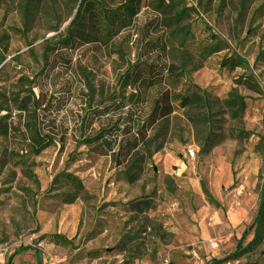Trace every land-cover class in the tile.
I'll list each match as a JSON object with an SVG mask.
<instances>
[{
    "label": "rangeland",
    "instance_id": "rangeland-1",
    "mask_svg": "<svg viewBox=\"0 0 264 264\" xmlns=\"http://www.w3.org/2000/svg\"><path fill=\"white\" fill-rule=\"evenodd\" d=\"M93 1L129 0H87L61 44L80 0H0V264H264V230L241 253L264 177V0H137L109 34ZM135 63L163 81L126 83ZM191 82L206 106L181 107Z\"/></svg>",
    "mask_w": 264,
    "mask_h": 264
},
{
    "label": "trees",
    "instance_id": "trees-1",
    "mask_svg": "<svg viewBox=\"0 0 264 264\" xmlns=\"http://www.w3.org/2000/svg\"><path fill=\"white\" fill-rule=\"evenodd\" d=\"M87 2V0H80L76 14L70 24L68 25L66 29V33L59 40V43L61 44H67L69 43L71 37L73 35H76L77 37L81 36V33L76 34L77 28L76 26L79 25V19L81 18V14L79 13L81 7ZM96 6L95 8L99 9L100 16L102 21L104 22V30L107 34L111 33V20H117L120 22V24L128 25L131 21V19L137 14L138 11V2L137 0H129L128 2H125L124 4L120 5L117 9L114 10H108L103 6L102 2L93 1ZM80 26V25H79ZM74 28V29H73ZM139 63V62H138ZM138 63H135L133 65L128 66L124 74L121 76L122 80H125L126 83L130 84V81L133 83L139 82L140 86L144 87H154L157 84L159 85L163 79L164 74L162 73L163 69L161 67V71L155 73L153 68V65L143 63V67L140 69H145L147 71L146 76H140L136 72L135 69L139 66ZM222 65L227 66L228 68L234 69V68H241L243 69V74L240 75V78H238V82L247 86L250 89H256V84L250 74L246 72L248 69V63L247 61L242 58L240 55L236 54L235 52L228 53L226 56L222 59ZM198 87L191 82V84L185 89L183 95L178 96V99L180 101L181 107H187L189 105H197L200 102H203V105L206 106V101L203 95H200L198 93ZM244 100L242 97L234 95L227 101V106L230 108L231 113L233 115L240 114L244 108ZM156 110H159V115L156 117L160 118L161 116L167 115L171 113V107L167 104L161 106V108L158 107V102L156 103ZM0 132H5V128L3 126H0ZM129 180L131 177L128 178ZM264 230V177L261 184L260 189V206H259V212L256 219V229H255V236L251 239V241L247 244L245 248L242 249L241 253H244L245 251L252 250L255 246H257L260 243L261 235ZM48 238L50 241L54 242H61L63 238L60 235H46L41 236L40 239ZM28 247H21L18 249V251H25ZM241 253L235 254L234 257L237 258Z\"/></svg>",
    "mask_w": 264,
    "mask_h": 264
},
{
    "label": "built area",
    "instance_id": "built-area-1",
    "mask_svg": "<svg viewBox=\"0 0 264 264\" xmlns=\"http://www.w3.org/2000/svg\"><path fill=\"white\" fill-rule=\"evenodd\" d=\"M186 156H187L188 158H192V157L194 156V150H193V149H187V154H186ZM212 245L216 246V244H212Z\"/></svg>",
    "mask_w": 264,
    "mask_h": 264
}]
</instances>
